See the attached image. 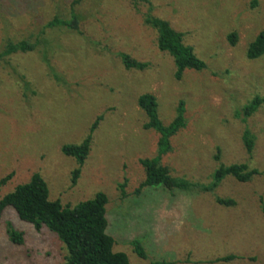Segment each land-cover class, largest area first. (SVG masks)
Segmentation results:
<instances>
[{
	"label": "rangeland",
	"instance_id": "rangeland-1",
	"mask_svg": "<svg viewBox=\"0 0 264 264\" xmlns=\"http://www.w3.org/2000/svg\"><path fill=\"white\" fill-rule=\"evenodd\" d=\"M73 0H0V52L9 41L36 42L56 17L68 19ZM83 0L76 9L83 34L67 28L46 30L43 47L0 62V200L40 174L50 199L75 207L99 192L108 196L107 233L114 251L131 264H264V103L247 122L244 106L264 100V57L249 60L247 49L264 31V0ZM149 14L167 20L206 62L202 72L187 70L175 79V63L157 46ZM236 32L232 47L228 36ZM43 38V39H44ZM120 53L148 64L128 69ZM158 100L161 121L169 126L180 101L187 127L172 138L162 163L172 177L186 180L189 191L146 187L140 161L157 156L159 135L146 130L138 99ZM92 135L85 164L62 153ZM248 128L256 138L250 156L242 140ZM220 153V161L216 155ZM247 163L262 175L240 183L229 176L213 192L221 165ZM81 175L72 184L74 170ZM126 183L127 197L120 185ZM199 187V188H198ZM233 200L224 206L217 199ZM8 224L25 234L14 245ZM148 255L140 258L133 242ZM67 249L59 237L21 221L7 208L0 225V264H64ZM238 258L217 262L226 256Z\"/></svg>",
	"mask_w": 264,
	"mask_h": 264
},
{
	"label": "trees",
	"instance_id": "trees-1",
	"mask_svg": "<svg viewBox=\"0 0 264 264\" xmlns=\"http://www.w3.org/2000/svg\"><path fill=\"white\" fill-rule=\"evenodd\" d=\"M134 8H138L140 0H131ZM146 2V0H142ZM83 0H73L71 3V12L68 19L60 17L54 18L46 24L36 42L23 40L20 42L9 41L3 51L0 52V62L20 54H30L43 47L47 43L44 36L46 30L55 28H67L72 32L83 34L81 31L82 18L76 9L81 6ZM259 0H250L251 9L257 8ZM145 23L152 27L157 33V46L161 52L170 55L175 63V79L181 81L187 70L202 72L207 68L205 61L201 60L192 46L184 42L183 33L175 30L165 19L149 14ZM44 38V39H43ZM228 40L232 47L238 42V34L231 33ZM122 62L128 69L143 71L148 68L147 63L140 62L132 58L127 53H120ZM249 60H256L264 57V31L260 32L247 49ZM264 103L260 97H256L249 104L243 107L241 115L243 121L247 122ZM139 108L146 114L148 122L144 128L153 130L159 135L157 156L151 159L140 161L145 169V180L135 190L140 194L146 187H165L168 190L189 191L192 187L188 181L172 177L171 170L165 166L163 158L170 153L172 149L171 140L187 127L186 104L182 100L177 107L176 117L169 126H165L160 119L158 111V100L155 95L146 93L138 99ZM99 120L91 127L90 134L80 144H66L62 147V153L75 159L82 167L91 150L92 135L95 132ZM242 140L247 153L251 156L255 149L256 138L252 132L246 128ZM216 160L220 161L221 155H216ZM81 175V170L76 169L72 174V184L76 185ZM262 175L257 169H251L247 163L233 164L230 166L221 165L214 173L211 185L200 187L204 192L215 191L225 178L232 176L240 183L250 182L254 177ZM14 173L0 179V186L6 185ZM126 183L120 185L122 197H127L125 191ZM199 188V187H198ZM217 202L224 206H234L233 200L218 198ZM109 203L108 196L99 192L93 199L80 202L75 207H64L59 200L50 199V190L45 179L40 174H34L30 182L18 186L12 193H9L0 200V225L7 208H12L19 219L27 224L34 226L36 231L40 232L43 228L56 234L67 249V255L64 264H131L125 253L115 252V240L107 233L108 221L106 218V206ZM8 236L14 245H23L25 243V234L18 231L12 224H8ZM137 255L148 259V255L140 242L132 243ZM237 256H226L217 260V262L229 263L236 260ZM153 264H169L153 263Z\"/></svg>",
	"mask_w": 264,
	"mask_h": 264
}]
</instances>
